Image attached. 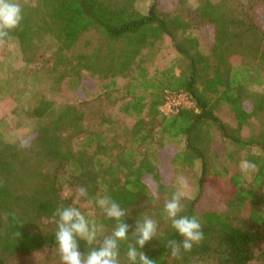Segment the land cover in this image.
Returning a JSON list of instances; mask_svg holds the SVG:
<instances>
[{
    "label": "trees",
    "instance_id": "16d2710c",
    "mask_svg": "<svg viewBox=\"0 0 264 264\" xmlns=\"http://www.w3.org/2000/svg\"><path fill=\"white\" fill-rule=\"evenodd\" d=\"M137 1L17 0L22 20L0 33V40L16 43L25 66L38 62L41 43L49 41L52 86L71 78L82 101L58 106L33 89L29 100L35 102L26 114L35 128L22 140L5 139L0 121V264L44 248L58 253L55 209L81 210L74 197L62 195L64 187L92 204V219L106 236L116 221L96 205V197L109 195L124 209L121 219L131 227L119 242L120 264H129L131 231L144 215L157 224L155 238L143 249L156 264H264V90L254 89L264 85V24L256 11L264 0H194V7L191 0H176L169 9L151 0L146 13ZM204 29H210L206 49L193 35ZM89 32L96 36L92 46L86 43L90 51L69 55ZM168 45L175 57L150 73L145 55ZM83 72L103 81L101 93H80ZM119 79L125 81L121 93ZM168 93H184L193 106L165 114ZM251 121L258 130L243 137ZM242 160L256 166L250 180L239 168ZM196 164L198 191L181 197V214L197 216L203 237L172 255L168 241L182 237L164 202L177 191V170L187 174ZM163 165L172 169L170 182L163 179ZM211 179L227 180L229 187L222 206L202 211L197 203ZM79 243L82 252L98 246Z\"/></svg>",
    "mask_w": 264,
    "mask_h": 264
},
{
    "label": "rangeland",
    "instance_id": "374dc122",
    "mask_svg": "<svg viewBox=\"0 0 264 264\" xmlns=\"http://www.w3.org/2000/svg\"><path fill=\"white\" fill-rule=\"evenodd\" d=\"M176 0H160L161 6L164 9H169L173 6ZM243 5H247L252 0H241ZM151 0H138L136 3L137 9L141 13H146ZM190 6L194 7L196 1L191 0ZM256 11L258 13V19L264 24V6L260 3L256 5ZM200 38L202 47L206 49L208 47V36L210 35V29H204L203 31L194 32ZM96 36L89 32L82 36L80 41L69 52V55H76L81 52L90 51L91 46L95 43ZM90 42L91 46H86V43ZM51 43L49 41H43L41 43V50L43 51L42 57L37 63L30 66H25L21 60V56L18 51V47L12 40L2 41L0 40V121L3 123L1 126V132L3 137L7 140H22L28 138L35 128V121L26 114V108L35 101H30L32 97L31 92L38 91L37 96H44L55 101L56 105L62 106L66 104L80 105L82 99L78 97L74 91L75 81L71 78L63 80L60 84L53 85V81L56 78V73L51 71L54 59L51 56ZM175 57L174 51L168 45L167 48L161 53H147L145 55L144 67L152 73L157 69H162L169 64V62ZM84 85L80 93L92 97L101 93L103 88L101 83L103 81L97 78L90 79L86 72H83ZM118 86L121 93V88L125 81L119 79ZM92 91L94 92L92 94ZM118 89V90H119ZM255 90H264L263 86H255ZM33 91V92H34ZM32 92V93H33ZM182 103L183 99L177 100ZM189 106V105H187ZM224 115L228 117L227 113ZM258 130V124L256 121H251L242 130V136L248 137L250 134L255 133ZM160 139V136H156ZM164 139V141H166ZM181 145V144H180ZM150 154L155 158L157 152L153 146L147 147ZM258 152L257 149L253 150ZM199 164H196L194 170L187 174H181L179 170L176 172L174 179V186L177 191H182L183 196L195 197L198 191L196 176L199 174ZM239 168L240 164H239ZM243 176L250 180L254 173V169L242 170ZM163 179L166 182L172 180V169L163 165L162 167ZM229 187L227 180L216 181L211 179L205 185L202 197L197 203V209L207 210L208 208H217L222 206L220 200L221 195ZM62 195L64 197H74L81 208V211L89 218H93L95 214L94 207L90 203L81 202L78 195L74 193L69 187H64ZM106 236L104 231L98 228L97 240H102ZM96 243V242H95ZM14 264H61L59 255L51 248H44L39 252L26 257L19 258Z\"/></svg>",
    "mask_w": 264,
    "mask_h": 264
},
{
    "label": "clouds",
    "instance_id": "9594fccd",
    "mask_svg": "<svg viewBox=\"0 0 264 264\" xmlns=\"http://www.w3.org/2000/svg\"><path fill=\"white\" fill-rule=\"evenodd\" d=\"M21 20L22 9L17 0H0V33L15 28ZM240 167L242 170H249L256 166L248 160H242ZM80 192L86 195L84 188ZM183 195L182 191H175L164 202V212L172 228L182 237L179 242L168 241L172 255L178 254L181 247L184 250L191 249L203 237L201 222L197 216L181 214ZM95 203L106 216L116 221L111 235L104 236L102 240H97L98 227L95 221L78 207L68 205L55 209L54 216L58 219L53 237L61 264H120L119 242L128 238L131 226L125 219H121L124 209L111 196H97ZM156 232L157 224L152 217L144 215L135 220V227L131 231L135 235V244H130L126 251L129 264H156L143 251L145 245L155 238ZM81 240L88 244L96 242L98 246L82 252L79 243Z\"/></svg>",
    "mask_w": 264,
    "mask_h": 264
},
{
    "label": "built area",
    "instance_id": "2783aa9c",
    "mask_svg": "<svg viewBox=\"0 0 264 264\" xmlns=\"http://www.w3.org/2000/svg\"><path fill=\"white\" fill-rule=\"evenodd\" d=\"M181 98L183 99L182 103L177 101V100H181ZM180 106L191 107L193 106V103L189 100V98L184 93H178V94L168 93L167 103L161 109L165 114H167V113L175 112Z\"/></svg>",
    "mask_w": 264,
    "mask_h": 264
}]
</instances>
